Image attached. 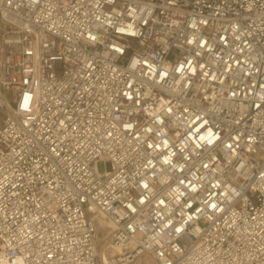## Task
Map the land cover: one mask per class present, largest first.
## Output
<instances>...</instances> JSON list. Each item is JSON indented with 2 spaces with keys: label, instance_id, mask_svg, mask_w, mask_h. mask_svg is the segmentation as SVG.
I'll list each match as a JSON object with an SVG mask.
<instances>
[{
  "label": "built area",
  "instance_id": "2783aa9c",
  "mask_svg": "<svg viewBox=\"0 0 264 264\" xmlns=\"http://www.w3.org/2000/svg\"><path fill=\"white\" fill-rule=\"evenodd\" d=\"M142 254L264 264V0H0V264Z\"/></svg>",
  "mask_w": 264,
  "mask_h": 264
},
{
  "label": "rangeland",
  "instance_id": "374dc122",
  "mask_svg": "<svg viewBox=\"0 0 264 264\" xmlns=\"http://www.w3.org/2000/svg\"><path fill=\"white\" fill-rule=\"evenodd\" d=\"M260 157H263L262 153H259ZM98 170L100 172L105 171V163L103 161H99L97 164ZM97 224V235H98V251L99 253H104L107 257H110L109 249H106L105 246L110 242L109 235L110 230L107 226V223L101 216H97L95 218ZM134 264H156L148 254H142L139 256L137 261Z\"/></svg>",
  "mask_w": 264,
  "mask_h": 264
},
{
  "label": "bare ground",
  "instance_id": "6f19581e",
  "mask_svg": "<svg viewBox=\"0 0 264 264\" xmlns=\"http://www.w3.org/2000/svg\"><path fill=\"white\" fill-rule=\"evenodd\" d=\"M109 226H110V224H108ZM115 250H117V249H115ZM105 256V255H104Z\"/></svg>",
  "mask_w": 264,
  "mask_h": 264
}]
</instances>
